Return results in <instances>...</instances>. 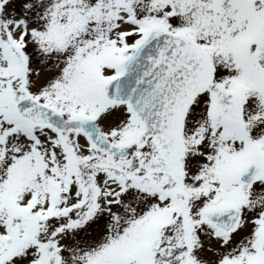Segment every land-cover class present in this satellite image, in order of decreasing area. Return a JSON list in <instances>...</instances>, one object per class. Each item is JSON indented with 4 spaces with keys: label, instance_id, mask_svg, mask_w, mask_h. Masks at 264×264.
<instances>
[{
    "label": "snow or ice",
    "instance_id": "snow-or-ice-1",
    "mask_svg": "<svg viewBox=\"0 0 264 264\" xmlns=\"http://www.w3.org/2000/svg\"><path fill=\"white\" fill-rule=\"evenodd\" d=\"M0 264H264V0H0Z\"/></svg>",
    "mask_w": 264,
    "mask_h": 264
}]
</instances>
